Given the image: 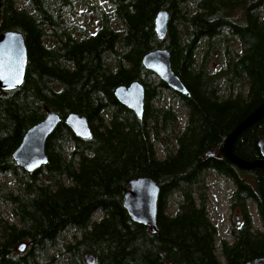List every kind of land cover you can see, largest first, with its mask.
Masks as SVG:
<instances>
[{
  "label": "trees",
  "instance_id": "obj_1",
  "mask_svg": "<svg viewBox=\"0 0 264 264\" xmlns=\"http://www.w3.org/2000/svg\"><path fill=\"white\" fill-rule=\"evenodd\" d=\"M85 1L0 0V34L20 32L28 48L23 84L0 89V264H88L89 252L96 264H246L264 257V230L253 228L249 209L256 205L264 227V168H242L226 152L237 127L264 104V0H108L112 12L99 10L97 30L76 37L64 13ZM161 10L170 15L165 39L156 32ZM160 48L170 52L187 94L143 64ZM217 55L226 60L223 72L210 70ZM134 81L145 88L143 117L115 95ZM244 81L246 92H234ZM165 92L172 94L166 106ZM175 99L188 112L180 131ZM47 109L61 122L47 140L48 162L28 172L13 153ZM71 113L88 118L90 138L65 123ZM262 139L264 117L238 135L233 155L258 160ZM211 172L238 186L235 205L245 223L232 242L220 239L207 210ZM138 177L160 186L157 232L124 206Z\"/></svg>",
  "mask_w": 264,
  "mask_h": 264
},
{
  "label": "water",
  "instance_id": "obj_2",
  "mask_svg": "<svg viewBox=\"0 0 264 264\" xmlns=\"http://www.w3.org/2000/svg\"><path fill=\"white\" fill-rule=\"evenodd\" d=\"M169 12L161 10L157 13L156 32L165 39L168 33ZM28 63V48L22 33L7 31L0 34V89L14 90L19 88L25 79ZM143 64L147 69L156 73L159 79L165 81L175 92L187 94L188 90L182 80L174 73L171 66L170 52L167 49H157L143 57ZM115 95L119 102L143 117L145 113V88L139 81L128 86L122 85L116 89ZM264 117V104L247 117L235 130L226 143L229 158L245 169L255 167L264 168V139L259 146L262 158L253 162H246L233 155V145L238 135L247 127ZM61 122V117L47 109L44 120L37 123L25 133L21 144L13 153L16 163L28 172H34L48 162L46 144L49 136ZM65 123L81 138H90L92 128L87 117L78 113H71ZM216 155V151L210 153ZM161 189L157 182L150 177H138L130 181V188L125 195L124 206L131 218L140 224L147 225L153 232H157V216ZM26 244L18 248L24 251ZM88 264H96V257L89 252L85 255ZM246 264H264V257H257Z\"/></svg>",
  "mask_w": 264,
  "mask_h": 264
},
{
  "label": "rangeland",
  "instance_id": "obj_3",
  "mask_svg": "<svg viewBox=\"0 0 264 264\" xmlns=\"http://www.w3.org/2000/svg\"><path fill=\"white\" fill-rule=\"evenodd\" d=\"M95 7V9H94ZM99 10H105L108 13L112 12V6L110 5L108 0H89L85 2H75V8L73 11H65V19L66 21L73 27L72 31L78 37L80 34L84 35H91L94 31L97 30L101 23L102 15L99 14ZM264 13V10H263ZM112 24L116 27H121L118 20L112 18ZM122 28V27H121ZM234 47L237 49L241 48V43L239 41L234 42ZM226 65V60L221 56L217 55L210 60V70L213 72H223ZM218 76H223L219 74ZM222 95L229 96V89L226 82H222ZM247 90V82L244 81L239 85H235L233 88L234 92L242 91L246 92ZM165 99L163 100L164 106L166 103L171 101L172 94L170 92H165ZM174 106L177 111L178 115V123L176 125V130L180 131L188 121V112L186 109L178 103L175 99ZM166 143V142H165ZM167 144H164L163 141L156 143V148L159 156H163L165 154V148ZM171 147L174 146L171 144ZM216 154H218L216 152ZM4 180L10 185L14 182L13 178L10 175H4ZM208 183V197L209 202L207 205V210L210 215L212 221L216 224L219 229L220 239L224 238L226 240H232L231 236L229 235L230 229L237 225V220L239 215H241L239 207L232 208L231 206V195L235 189L234 184L231 181H228L219 174L215 172H211L208 175L207 179ZM179 194H174L170 197L169 204H168V211H174L177 208V198ZM1 209V207H0ZM249 209L252 213V219L254 220V225L264 230L263 222L260 217V213L256 207V205L252 202H249ZM5 214L11 220V217L8 213L6 207H3ZM96 217L101 216V213L98 212L95 214ZM68 234V233H67ZM220 254V252H219ZM222 259V256L220 254Z\"/></svg>",
  "mask_w": 264,
  "mask_h": 264
},
{
  "label": "flooded vegetation",
  "instance_id": "obj_4",
  "mask_svg": "<svg viewBox=\"0 0 264 264\" xmlns=\"http://www.w3.org/2000/svg\"><path fill=\"white\" fill-rule=\"evenodd\" d=\"M145 106H146V103H145ZM134 111V110H133ZM68 117V116H67ZM185 127V126H184ZM183 127V128H184ZM182 128V129H183ZM181 129V130H182ZM261 151V150H260ZM15 152V151H14ZM262 155V154H261ZM218 156H220V154H218ZM14 158V157H13ZM262 158V157H261ZM15 160V159H14ZM18 165V164H17ZM7 175H9V174H7ZM11 176V175H10ZM219 176H221V175H219ZM12 177V176H11ZM222 177V176H221ZM222 178H224V179H226V180H228V181H231L233 184H234V186H235V189H234V191H233V193H232V195H231V206H232V208H235L236 206L237 207H239V209H240V212H241V215H239V217H238V220H237V225L235 226V227H232L231 229H230V233H229V235L231 236V238H232V240H228V241H230V242H232L233 241V238H234V234H235V232L236 231H238L239 229H241L243 226H244V223H245V220H244V218H243V211H242V209H241V205L239 206V205H235V203H237L239 200H235V197H236V195H237V189H238V186H237V183L235 182V180H232V179H229V178H227V177H222ZM248 203V202H247ZM3 212H4V210H2ZM5 213V212H4ZM252 214V213H251ZM253 225V228H255V229H258L254 224H252ZM250 261V260H249Z\"/></svg>",
  "mask_w": 264,
  "mask_h": 264
},
{
  "label": "bare ground",
  "instance_id": "obj_5",
  "mask_svg": "<svg viewBox=\"0 0 264 264\" xmlns=\"http://www.w3.org/2000/svg\"><path fill=\"white\" fill-rule=\"evenodd\" d=\"M174 146V145H173Z\"/></svg>",
  "mask_w": 264,
  "mask_h": 264
}]
</instances>
